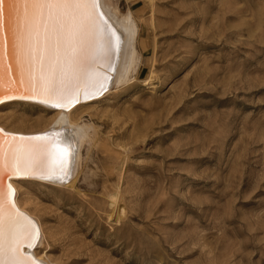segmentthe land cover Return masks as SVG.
<instances>
[{"label": "rangeland", "instance_id": "1", "mask_svg": "<svg viewBox=\"0 0 264 264\" xmlns=\"http://www.w3.org/2000/svg\"><path fill=\"white\" fill-rule=\"evenodd\" d=\"M107 2L131 13L141 63L72 110L89 139L68 184L18 182L44 232L36 254L51 264H264V0ZM6 102V128L45 130L57 115Z\"/></svg>", "mask_w": 264, "mask_h": 264}, {"label": "snow or ice", "instance_id": "2", "mask_svg": "<svg viewBox=\"0 0 264 264\" xmlns=\"http://www.w3.org/2000/svg\"><path fill=\"white\" fill-rule=\"evenodd\" d=\"M97 7V0H0V58L7 45L13 53H19L22 65H27L28 87L33 94L23 95L22 99L42 97L41 102L66 109L79 102L81 89L84 98H89L90 82L102 84V73L97 68L113 54L114 33L98 17ZM4 98L11 99V95L0 94V101ZM50 136L46 133L22 138L7 159L0 147V253L7 238L10 257L3 264H35L21 258L19 251L24 242L32 247L35 227L29 220L30 227L23 237L17 233L13 216L26 218L14 213L15 206L8 199L11 188L5 193L2 181L28 176L29 169L45 178L49 161L63 168L65 160Z\"/></svg>", "mask_w": 264, "mask_h": 264}, {"label": "bare ground", "instance_id": "3", "mask_svg": "<svg viewBox=\"0 0 264 264\" xmlns=\"http://www.w3.org/2000/svg\"><path fill=\"white\" fill-rule=\"evenodd\" d=\"M148 1L150 6L153 7L154 0ZM97 5L98 17L102 22H106L109 32L114 33L112 38L113 54L110 59L104 60L102 65L97 68V71L102 73V84H94L93 82L89 83L88 88L90 95L88 99L84 98V89H81L78 94L79 102L69 105L66 109L60 107L54 108L50 104L43 103L41 102L42 97H38L37 99H22L21 96L23 95L33 94L28 87L29 75L27 65H22L19 53H13L7 45H5L3 56L0 58V94L11 95V99L4 98L0 101V103L4 101H7L8 103L23 101L28 104L34 103L40 107L57 111V115L52 121V124L48 128L45 127L47 128L45 130L37 129L29 131L14 129V127L6 128L4 125L7 124L3 125L0 123V147L3 148L6 159L8 158L10 152L14 150L15 144H18L22 138L50 133V138L53 141L54 147L58 152H60L61 158L65 160L63 168L60 167L58 162L49 161L45 168V178H40L41 173L39 171L32 172V170L29 169L28 176H21L20 178L13 176L2 181L5 193H7L8 189L11 188V195L8 196V199L15 206L14 213H19L21 217L26 218L20 220L13 216V220L17 221V233L20 234L21 238L23 237V233L30 227L27 223L29 220L35 227L37 235L32 241V247H29L28 243L24 242L21 243L19 249L21 258L35 261V264H51V261L48 258H43L42 256L37 255L35 252V247L40 244L41 239H44V232L31 210L25 207V201H23L24 199L21 200L18 197L20 188L18 187V182L48 183L54 186H64L68 184V180L77 169V164L80 159L79 151L81 144L84 140L89 139V128H87L84 124H78L75 119H73L72 110L75 107L78 108V105L81 104L89 105V103H92L94 100L103 95L102 93L105 90H108L110 86L127 82L131 72H134L141 63V56L136 48V38L138 33L137 26L131 13L119 16L114 10V7L108 3L107 0H97ZM152 63H154V61L151 57L150 64L152 65ZM36 75H39L38 65ZM150 79L151 77L149 79L146 78V80L142 82L144 85H149ZM13 138H15V143L13 142ZM120 173L121 172H119L118 176H120ZM115 198L116 197L114 196L112 197L114 201ZM26 203H28V201ZM7 219V213H5V220ZM7 248L8 240L6 238L4 243V252L0 253V264H3L4 260H8L10 258L7 255Z\"/></svg>", "mask_w": 264, "mask_h": 264}, {"label": "crops", "instance_id": "4", "mask_svg": "<svg viewBox=\"0 0 264 264\" xmlns=\"http://www.w3.org/2000/svg\"><path fill=\"white\" fill-rule=\"evenodd\" d=\"M137 48V47H136ZM138 51V50H137ZM139 53V52H138ZM139 55H140V53H139Z\"/></svg>", "mask_w": 264, "mask_h": 264}]
</instances>
